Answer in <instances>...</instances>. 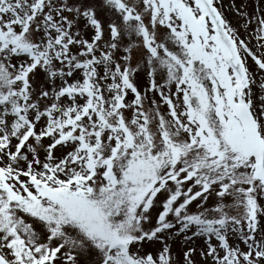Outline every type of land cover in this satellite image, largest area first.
I'll use <instances>...</instances> for the list:
<instances>
[{
    "label": "snow or ice",
    "instance_id": "obj_1",
    "mask_svg": "<svg viewBox=\"0 0 264 264\" xmlns=\"http://www.w3.org/2000/svg\"><path fill=\"white\" fill-rule=\"evenodd\" d=\"M248 6L0 0V264H264Z\"/></svg>",
    "mask_w": 264,
    "mask_h": 264
},
{
    "label": "rangeland",
    "instance_id": "obj_2",
    "mask_svg": "<svg viewBox=\"0 0 264 264\" xmlns=\"http://www.w3.org/2000/svg\"><path fill=\"white\" fill-rule=\"evenodd\" d=\"M232 2V0H224V4H225V8L227 10V6ZM235 3L237 6H240L241 4H244V3H247L249 6L248 8L246 9L248 12H251L252 11V3H253V0H235ZM229 15V18L233 20V23L234 24H237V23H240L239 21V18L235 16L234 13H227ZM183 247L182 244H178L175 248V252L177 254L180 253L181 251V248Z\"/></svg>",
    "mask_w": 264,
    "mask_h": 264
}]
</instances>
